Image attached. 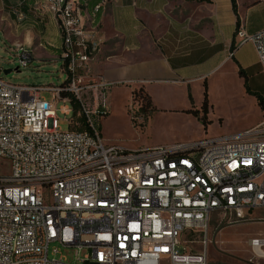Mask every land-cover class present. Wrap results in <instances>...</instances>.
<instances>
[{
  "label": "built area",
  "instance_id": "1",
  "mask_svg": "<svg viewBox=\"0 0 264 264\" xmlns=\"http://www.w3.org/2000/svg\"><path fill=\"white\" fill-rule=\"evenodd\" d=\"M92 2H45L66 39L63 84L24 86L0 77V163L9 162L0 171V264H209L212 224L248 223L264 211V120L189 144L134 151L107 144L98 124L109 114L114 83L92 75L98 30L84 29L76 13V4ZM108 3L98 0L97 10ZM236 36L229 57L252 43L264 69V29L250 35L240 26ZM8 51L17 72L33 61L27 49ZM73 100L88 131L58 127L56 103L66 104L68 116ZM247 244L264 259V235ZM60 249L86 254L69 263L58 258Z\"/></svg>",
  "mask_w": 264,
  "mask_h": 264
},
{
  "label": "crops",
  "instance_id": "2",
  "mask_svg": "<svg viewBox=\"0 0 264 264\" xmlns=\"http://www.w3.org/2000/svg\"><path fill=\"white\" fill-rule=\"evenodd\" d=\"M45 2L0 0V23L7 30L10 48L24 46L33 60L57 58L56 54L59 60L60 30ZM97 2L88 3L82 12L83 28H96L101 42L91 73L124 86L131 103L133 91L143 89L156 111L187 114L202 106L206 84L212 122L206 131L216 122L211 110L214 89L230 102L235 100L231 93L237 91L259 113L257 121L242 129H231L220 118L219 132L224 136L245 132L264 120L256 98L264 100V85L258 82L264 69L254 45L238 47L229 57L239 43L236 30L240 26L250 35L264 29V0H236V11L231 0H109L102 10L96 9ZM16 8L24 20H18ZM161 90L171 91L172 96H160ZM194 93L201 94L196 106L187 100Z\"/></svg>",
  "mask_w": 264,
  "mask_h": 264
},
{
  "label": "rangeland",
  "instance_id": "3",
  "mask_svg": "<svg viewBox=\"0 0 264 264\" xmlns=\"http://www.w3.org/2000/svg\"><path fill=\"white\" fill-rule=\"evenodd\" d=\"M6 39L7 30L0 23V77L10 83L24 86H60L66 81L67 74L62 71V62L57 59L58 54L55 55L57 58H36L28 68L20 72L15 71L19 65L13 62V54L8 51L13 48L7 45ZM5 70H12V72L5 75ZM256 75L258 76V73ZM258 82L264 85V73L258 78ZM170 92L161 90L157 94L168 99L169 95L172 96ZM231 94L235 97L232 102L219 89L212 90L213 108L211 110L215 113L212 119L216 122L209 131H205L197 118L185 113L155 111L146 121L144 120L142 126L139 119L133 122L139 104L131 103L130 92L124 86L115 85L108 93L109 115L100 120L98 129L107 144L121 146L129 151L189 144L222 137L224 135L219 132L220 118H223L225 125L231 129L246 128L250 122H255L259 118L256 107L248 101H242L237 91ZM41 96L47 100L52 99L51 92H42ZM187 100L196 106L201 103V94H190ZM182 103L184 104V100ZM65 105L62 101L56 103V117L58 127L61 131L67 132L71 129L72 114L64 115ZM198 110H202L201 107ZM138 116L141 115L138 114ZM8 166V161H2L0 171L4 170V167L7 170ZM252 216L253 220L248 223L223 227L211 225L209 238L212 243L208 248L209 264H264V259L253 257L247 244L252 237L264 235V211H254ZM54 247L59 248L57 245L52 246ZM85 254L83 250L76 253V249H60L58 258L66 257L69 263H77L78 258H83Z\"/></svg>",
  "mask_w": 264,
  "mask_h": 264
},
{
  "label": "trees",
  "instance_id": "4",
  "mask_svg": "<svg viewBox=\"0 0 264 264\" xmlns=\"http://www.w3.org/2000/svg\"><path fill=\"white\" fill-rule=\"evenodd\" d=\"M232 6L234 10L236 11V0H231ZM240 75H244L243 71H240ZM247 91L250 93L249 89L247 88ZM256 98L258 100V104L260 109L264 112V100L261 98V96L256 95ZM139 104V107L137 108V112L134 115L133 122L137 121L139 118L138 114H140V118H142V121L140 122V125L142 126L144 123V120L146 121L147 118L153 114L156 109L152 105L150 97L144 92L143 89H140L138 91H133L132 93V104ZM72 119L70 120V127L72 131H78V132H84L89 130V125L85 120V117L80 113V108L78 103L73 100L72 104ZM202 110H191L188 111L187 114L194 116L198 119L199 122H201L204 130L206 131L208 126L212 124V122L208 119V114L210 110L209 105V99H208V90L207 85L205 84V91H204V100L201 106Z\"/></svg>",
  "mask_w": 264,
  "mask_h": 264
},
{
  "label": "bare ground",
  "instance_id": "5",
  "mask_svg": "<svg viewBox=\"0 0 264 264\" xmlns=\"http://www.w3.org/2000/svg\"><path fill=\"white\" fill-rule=\"evenodd\" d=\"M86 7L84 6L83 4H76V13H82L83 12V8ZM97 9V7H96ZM19 10V9H18ZM52 12H53V15L54 17L56 18L57 20V23H58V16H56V13L55 11H53L52 9ZM21 17H25L24 14L21 12ZM83 17V16H82ZM59 27V30H60V38H61V52H66V39L63 37V26H58ZM19 49H26L24 46L22 45H16L13 50H19ZM99 53H96L94 55V60H96V56L98 55ZM33 63V62H32Z\"/></svg>",
  "mask_w": 264,
  "mask_h": 264
},
{
  "label": "water",
  "instance_id": "6",
  "mask_svg": "<svg viewBox=\"0 0 264 264\" xmlns=\"http://www.w3.org/2000/svg\"><path fill=\"white\" fill-rule=\"evenodd\" d=\"M11 72H12V70H5V71H4V74H5V75H8V74H10Z\"/></svg>",
  "mask_w": 264,
  "mask_h": 264
}]
</instances>
